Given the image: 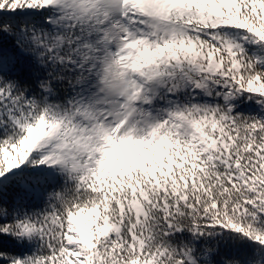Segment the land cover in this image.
<instances>
[{
  "label": "snow or ice",
  "instance_id": "6c2138e0",
  "mask_svg": "<svg viewBox=\"0 0 264 264\" xmlns=\"http://www.w3.org/2000/svg\"><path fill=\"white\" fill-rule=\"evenodd\" d=\"M0 264H264V0H0Z\"/></svg>",
  "mask_w": 264,
  "mask_h": 264
}]
</instances>
